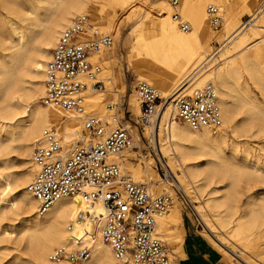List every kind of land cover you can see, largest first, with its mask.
<instances>
[{
  "label": "bare ground",
  "instance_id": "bare-ground-1",
  "mask_svg": "<svg viewBox=\"0 0 264 264\" xmlns=\"http://www.w3.org/2000/svg\"><path fill=\"white\" fill-rule=\"evenodd\" d=\"M18 1L0 0V4L2 9L15 16L17 11L13 8L19 5ZM35 1L36 4L30 2L29 6H22L26 13L33 15L32 25L38 27L39 31L36 33V37L41 41L40 48L30 58L28 67L29 86L25 87L16 74L20 63L24 62L27 56L28 36L31 33L17 25L16 22L11 21L12 29L9 31V36L13 34L17 37L16 41H10L14 50L11 53L7 52L9 54L4 59H0V72L2 73H0V130H3L7 135L6 139L0 135V153L15 149L26 157H31L34 143L45 128H55L66 152L73 151L77 146L87 141L82 133L81 118L69 112L50 109L40 103L44 94V68L50 58V51L55 46L62 30L71 23L75 16L87 15L91 23L100 32L108 34L114 42L112 35L97 25L93 17L101 12H107L110 16H114L110 8L111 5L128 6L131 4L138 6L139 3L138 0ZM247 1L243 0L242 5L247 6ZM168 4L151 8L149 11L153 18L155 31L160 36H157V39H160H158L159 42L152 46L153 51H155L154 54L158 56L154 62L157 63L160 74L156 78L152 76V79L149 78V80L161 89L158 91L154 88L163 102L158 107L157 115L151 124L144 130L147 128L150 130L154 147L159 155L165 158L173 179L171 181L162 179L154 169L152 158H149V162H146L142 168H137L139 163L130 164V157H134L131 151L123 155L121 159L122 169L133 181L148 184L152 194L158 195L167 192L173 199L172 193L165 189L174 186L176 190H179L177 192L187 200L195 216L202 224L209 244L221 252L225 260L237 258L241 264H252L239 258L237 248L242 240H247L251 235L258 233L260 224L264 222V214L260 211H254L252 208L248 214H241L237 209V198L234 190L231 189L232 185L225 191L223 197L216 196L220 189L214 188L205 194L207 198L204 199L202 190L212 183L213 179L211 177L201 179V166L188 163V158L190 156L207 157L204 166L209 167L210 172L217 171L229 175L232 164L230 157L224 153V149L236 151V143L235 141L229 143L230 140L227 139L226 134L231 133L235 137H252L259 132V130L253 131L254 122L264 123V8L249 14L251 18L248 23L249 28L233 27L230 33L227 30L232 23L229 8L221 9L214 4H208L219 8L220 18L223 15L221 22L224 23L225 35L230 34L225 38L227 43L224 47L226 49H222L224 52L219 56L221 62L216 63L217 68L214 73L210 72L205 75L204 73L211 70L212 63L215 61L214 58L210 59L206 62L208 66L205 68L197 53L199 48L197 49L196 43H200L201 39L208 34L203 23L204 20L209 21L206 12L204 16L200 13L198 17V20H201L199 30L205 28L203 30L205 34L200 38L198 30L190 34L187 33L189 25L178 14L173 15H178L179 20L187 24L186 29L179 27V23L173 19V15L170 18V7L176 9L179 4L176 7H172L170 4L168 6ZM37 10H42V12L38 13ZM257 18L258 20L255 21ZM3 30L4 28L0 26V39L4 37ZM137 37L141 40V46L145 47L147 43L143 34L139 32ZM162 43H164V48L159 52L156 47L162 46ZM113 48L114 45L111 49ZM102 56L103 51H99L93 54L91 58L93 62L99 64L101 69ZM145 57L148 59L149 54ZM109 62L111 59L103 62V65L109 64ZM104 66L103 69H105ZM204 69L206 70L202 73ZM101 76H104L102 77L104 81L109 80L107 71L101 72L100 78ZM249 82L259 90V96L252 94L249 89ZM142 83L152 87L146 82ZM207 83L213 86L216 93L221 125L216 128L194 129L181 120L177 121L176 98L184 93H189L194 88H201ZM119 93H122V88ZM103 94V90L87 91L84 95L86 110L91 115L105 116L113 127L115 126L113 114L106 113ZM36 99L39 100L36 101ZM26 105L31 107L26 109ZM135 107V112L138 113L139 101ZM239 112H243L244 116L237 122L236 113ZM161 123H163L162 126ZM160 127H163L162 130ZM159 132L164 135L165 147L159 144L157 138ZM162 153L166 155L168 160ZM29 167L30 172H25V174L0 173V179L4 182L0 201H7L2 212H0V222L5 220L7 215L14 218L21 217L24 220L15 230L16 238L14 240L17 245L24 246L25 251L28 252L29 264H46L48 255L54 249L62 246L73 247L80 243L87 245L90 256L86 261L79 264H119L110 247L102 242L99 233L93 232L85 220L77 218V215L84 212L87 207L81 197L59 199L52 204L49 211L44 215L40 216L37 213L35 201L26 189L34 175L31 162H29ZM150 169L156 173L158 180H151ZM175 169H179L181 175H175ZM246 173L242 172L243 175ZM10 177L11 179H8ZM144 178L149 180H143ZM18 188L22 192H18L17 196L9 195L10 192ZM248 204L246 203L247 206ZM93 209L97 214L103 211L101 203H96ZM182 218L178 210L169 207L166 213L155 220L156 236L164 241L170 250L176 252L178 256H182V246L185 241L181 228ZM70 224L73 225L72 230H68ZM230 224H232L231 230L226 233L225 229ZM233 241L237 246L229 249L228 242ZM171 257L173 258L169 253L170 260H172ZM253 261V263L258 262L255 258Z\"/></svg>",
  "mask_w": 264,
  "mask_h": 264
},
{
  "label": "built area",
  "instance_id": "built-area-1",
  "mask_svg": "<svg viewBox=\"0 0 264 264\" xmlns=\"http://www.w3.org/2000/svg\"><path fill=\"white\" fill-rule=\"evenodd\" d=\"M179 2L169 0L172 7ZM205 12L213 27L220 25L219 8L207 5ZM173 19L181 29L187 28L178 15H173ZM112 46L113 39L100 32L87 15L75 16L62 30L44 68L40 103L81 118L87 141L66 152L55 128L43 129L31 151L34 175L26 189L40 216L59 199L81 197L87 207L77 218L99 233L119 264H175L155 232V220L172 205V196L167 192L152 194L148 184L133 181L122 169L123 155L138 146L129 126L119 118L122 104L106 103V113L113 114V127L105 116L91 115L86 110L85 93L104 89L101 67L91 60L92 55ZM134 91L139 101L134 125L143 130L157 115L162 98L144 83H138ZM175 108L178 119L191 128L221 125L216 93L209 83L178 96ZM153 160L157 174L171 181L165 158L154 153ZM96 203H101L102 213L94 211ZM72 228L70 224L68 230ZM89 256L84 243L62 246L48 255L46 264H79Z\"/></svg>",
  "mask_w": 264,
  "mask_h": 264
},
{
  "label": "rangeland",
  "instance_id": "rangeland-1",
  "mask_svg": "<svg viewBox=\"0 0 264 264\" xmlns=\"http://www.w3.org/2000/svg\"><path fill=\"white\" fill-rule=\"evenodd\" d=\"M138 1V6L131 4L128 6L111 5L110 8L113 11L114 16H110L107 12H101L96 14L93 18L95 19L96 24L100 25L104 31H107L110 35H112L115 40L113 42L114 48L104 50L101 60V62H107L111 59V62H109V64H105V66L102 62L101 72L105 70L109 74V80L107 81H104V78H102L104 76H101L104 81V104L110 101L122 104L119 118L129 126L128 128L131 132H133V135L135 136L134 139L136 138V142L138 143L137 148L131 151V154L134 157H130L129 161L131 162L130 164L139 163L137 168H142L146 162H149V158L153 159L154 153L158 152L156 151L150 136V130L148 128L144 130L145 127H142V130L141 127L137 128L134 125L136 117L139 114V111L138 113L135 112V105L138 104V99L135 95L134 87L138 83L146 82L158 91L161 90L156 84H152L149 80L152 76L156 78L160 74L158 65L154 62L158 56L154 54L155 51L152 49V46H155L160 39H157L159 34L155 31L153 18L150 16L149 11L151 8L163 6L164 4L167 5L169 0ZM242 1L243 0H181L176 9H172L170 7V18L173 14H178L182 20L186 21L189 25V31H187V33L190 34L193 31L198 30L200 32V38H202L204 36L203 34H205L203 32L205 28L199 30L201 24V20H198L199 14L201 13L203 16L205 15V8L208 4H214L221 9L227 7L231 11L232 16L231 26L227 28L228 32L231 33V28L233 27L236 28L243 26L245 28H249L248 23L251 20L249 14L264 8V0H248L246 2L248 7L242 5ZM18 2L19 5L13 8L17 11V15L15 16L2 9L0 4V26L4 28V37L0 39V59H4L14 50L10 41H16L17 37L13 34L12 36H9V31L12 29L11 21L16 22L17 25L23 27L27 32L31 33L28 36L29 45L26 53L27 56L25 57V61L20 63L16 74L18 79L22 80L23 85L28 87L30 80V75L28 74L30 58L40 48L41 41L38 37H36V33L39 31L38 27L32 25L33 15L26 13L22 9V6H29L30 2L36 4V1L19 0ZM37 12L41 13L42 10H37ZM258 16H260V14H258ZM258 18L255 19V21H257ZM221 19L223 21V15L221 16ZM203 23L207 28L208 34L205 38L201 39L200 43H196L197 49L199 48L197 53L202 65L205 68L208 66V63L206 64V62L212 58L215 59L209 72H205L206 69L202 71V73L205 72L204 74L207 75L210 72L214 73V70L217 68L216 63L220 61L219 56L224 52L222 49H226L224 47L227 43L225 38L230 33L225 35L226 33L223 22H221V24L217 27H213L209 21L204 20ZM139 32H141L145 38V42L147 43L145 47L141 46V40L137 37ZM163 48L164 43H162V46L156 47L159 52H161ZM147 54H149L150 59H146L145 55ZM103 66L105 69H103ZM121 88L122 93H119ZM249 89L254 96H259V90L250 84V82ZM162 97L165 96L162 95ZM38 100L39 99H36V101ZM161 101L163 102V99ZM30 107V105L25 106L26 109H29ZM243 116V112L236 113L237 122L240 121ZM177 121H179L178 118ZM2 122L5 123V121ZM162 124L163 123H161V126ZM162 128L163 127H160L161 130ZM253 128V131L259 130V132L252 137H235L231 133L226 134L227 139L230 140L229 143L231 141H235L236 143V151L231 149L227 150L224 147V153L230 157L232 164L230 166L229 175L221 174L217 171L210 172V168L204 166L207 157L190 156L188 158V163L201 166V179L210 177L213 179L214 183L212 182L207 187L203 188L202 197L204 199L207 198V195L205 194L212 191L214 188L220 189L218 190V195L216 196L223 197L225 191L232 185L231 189L234 190L237 198V209L241 214H248L251 208L254 211H260L264 214V123L255 121ZM0 135L3 139H6L7 137L3 130H0ZM157 138L159 139V144L164 145L163 147H165L166 140L164 135L159 132ZM162 154L166 157L164 153ZM166 159L168 160L167 157ZM29 160L30 157H26L25 155L23 156L21 152H18L15 149H9L5 153H0V173L9 174L11 172V174L16 175L18 173L25 174V172H30ZM126 169H128V167H126ZM242 172L247 173L246 175H243ZM156 173L150 169L151 180H158L156 179ZM174 173L175 175H181V171L179 169H175ZM145 178L143 180H149ZM8 179H11V177ZM237 181L238 183H236ZM0 183H2L0 184L1 196L3 193V180L0 179ZM165 190L170 191L173 195L174 202L170 207L178 210L181 217H183V224L181 228L184 233L185 241L182 246V256H178L176 252L170 250L169 246L163 241L169 253L173 256L171 259L175 264H241L237 258H234L235 260L233 258L225 260L222 253L214 249L209 244L202 224L195 216L187 200L177 192L178 189L175 190L171 186L167 187ZM18 192H22L21 189H15L10 192L9 195L14 197V195L17 196ZM6 203L7 201H0V212H2L4 204ZM246 203H249V209H247L248 206ZM255 207H258V209ZM22 220L23 219L21 217L14 218L7 215L6 219L0 222V264H29L30 257L28 252L25 251L24 246L17 245L14 240L16 238L15 230L18 229V225H21L24 221ZM213 226L216 228L215 225ZM231 226L232 224L225 229L226 233L230 232ZM8 232L12 233L8 234ZM192 244L194 247H190ZM236 246L237 245H235L234 241L228 242L229 249H233V247ZM237 250L239 251L238 255L240 259L252 264H264V222L260 224V229L257 234L251 235L247 240L241 241ZM254 258L258 261L257 263H253Z\"/></svg>",
  "mask_w": 264,
  "mask_h": 264
},
{
  "label": "crops",
  "instance_id": "crops-1",
  "mask_svg": "<svg viewBox=\"0 0 264 264\" xmlns=\"http://www.w3.org/2000/svg\"><path fill=\"white\" fill-rule=\"evenodd\" d=\"M190 247H194V245L192 244Z\"/></svg>",
  "mask_w": 264,
  "mask_h": 264
}]
</instances>
